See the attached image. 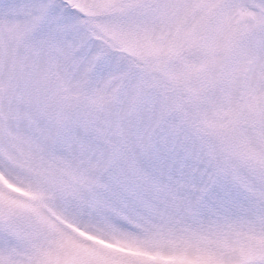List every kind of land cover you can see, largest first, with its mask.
I'll use <instances>...</instances> for the list:
<instances>
[{
	"label": "snow or ice",
	"instance_id": "snow-or-ice-1",
	"mask_svg": "<svg viewBox=\"0 0 264 264\" xmlns=\"http://www.w3.org/2000/svg\"><path fill=\"white\" fill-rule=\"evenodd\" d=\"M0 264H264V0H0Z\"/></svg>",
	"mask_w": 264,
	"mask_h": 264
}]
</instances>
